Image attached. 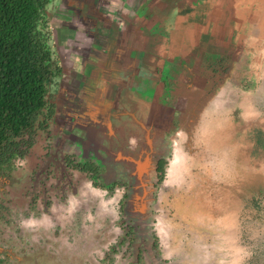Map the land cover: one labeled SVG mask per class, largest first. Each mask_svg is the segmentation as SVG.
I'll list each match as a JSON object with an SVG mask.
<instances>
[{"label": "crops", "instance_id": "crops-1", "mask_svg": "<svg viewBox=\"0 0 264 264\" xmlns=\"http://www.w3.org/2000/svg\"><path fill=\"white\" fill-rule=\"evenodd\" d=\"M57 4L47 11L60 69L47 131L53 161L73 169L66 188L78 201L90 208L100 194L75 165H93L104 185L122 166L147 186L172 151L164 187L195 200L189 217L255 214L264 192V0Z\"/></svg>", "mask_w": 264, "mask_h": 264}, {"label": "rangeland", "instance_id": "rangeland-1", "mask_svg": "<svg viewBox=\"0 0 264 264\" xmlns=\"http://www.w3.org/2000/svg\"><path fill=\"white\" fill-rule=\"evenodd\" d=\"M61 1L52 0L48 11ZM50 133H38L12 177L0 181V264H264V192L253 202L255 214L189 217L188 203L195 200L164 187L170 151L163 175L152 171L147 186L122 166L110 185L82 174L100 194L89 208L66 188L73 169L53 161L58 149ZM204 189L197 187V197ZM226 207L233 208L229 200Z\"/></svg>", "mask_w": 264, "mask_h": 264}, {"label": "trees", "instance_id": "trees-1", "mask_svg": "<svg viewBox=\"0 0 264 264\" xmlns=\"http://www.w3.org/2000/svg\"><path fill=\"white\" fill-rule=\"evenodd\" d=\"M51 1L0 0V181L12 177L53 115L49 88L60 69L51 44ZM73 168L97 173L93 165Z\"/></svg>", "mask_w": 264, "mask_h": 264}, {"label": "built area", "instance_id": "built-area-1", "mask_svg": "<svg viewBox=\"0 0 264 264\" xmlns=\"http://www.w3.org/2000/svg\"><path fill=\"white\" fill-rule=\"evenodd\" d=\"M19 162H20V161L18 160L17 163H16V165H17Z\"/></svg>", "mask_w": 264, "mask_h": 264}, {"label": "bare ground", "instance_id": "bare-ground-1", "mask_svg": "<svg viewBox=\"0 0 264 264\" xmlns=\"http://www.w3.org/2000/svg\"><path fill=\"white\" fill-rule=\"evenodd\" d=\"M172 166V165H171ZM171 170V169H170Z\"/></svg>", "mask_w": 264, "mask_h": 264}]
</instances>
